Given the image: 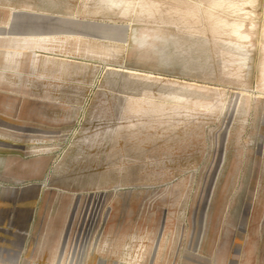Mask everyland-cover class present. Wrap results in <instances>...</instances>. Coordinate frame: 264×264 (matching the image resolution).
Here are the masks:
<instances>
[{
    "label": "rangeland",
    "instance_id": "374dc122",
    "mask_svg": "<svg viewBox=\"0 0 264 264\" xmlns=\"http://www.w3.org/2000/svg\"><path fill=\"white\" fill-rule=\"evenodd\" d=\"M133 1L0 0V264H264V0Z\"/></svg>",
    "mask_w": 264,
    "mask_h": 264
},
{
    "label": "bare ground",
    "instance_id": "6f19581e",
    "mask_svg": "<svg viewBox=\"0 0 264 264\" xmlns=\"http://www.w3.org/2000/svg\"><path fill=\"white\" fill-rule=\"evenodd\" d=\"M254 1L255 0H214L213 1L214 7L212 8V10L209 11L210 15L215 16V13H218L219 11L224 12V13L226 12L227 14L236 13L238 15V18L234 19L233 21H230L229 19L224 18V17L222 18L218 17L216 21L217 23L221 24L218 28V31L220 33L226 34L230 39L236 40L238 45H241V44L243 45L244 41H246L248 37L246 26L245 28H242L244 24L243 23L244 17L247 16L250 12V10H248L247 8V5H252ZM125 3H126V9H129L130 7H134L137 4H139L142 7H145L147 4L146 1L136 2L133 0H130V1L124 0V4ZM263 30H264V27H263Z\"/></svg>",
    "mask_w": 264,
    "mask_h": 264
}]
</instances>
